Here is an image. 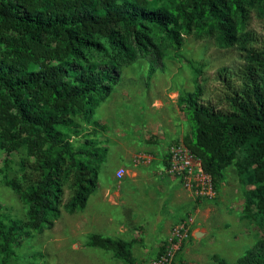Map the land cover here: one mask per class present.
Returning a JSON list of instances; mask_svg holds the SVG:
<instances>
[{
    "label": "trees",
    "instance_id": "1",
    "mask_svg": "<svg viewBox=\"0 0 264 264\" xmlns=\"http://www.w3.org/2000/svg\"><path fill=\"white\" fill-rule=\"evenodd\" d=\"M251 7L264 13V0H177L174 8L158 0H0V145L24 146L33 159L19 162V181L3 180L26 204L28 230L0 213V264H9L24 238L58 217L59 207L68 214L82 210L96 190L106 148L92 139L73 146L63 131L71 117L89 119L111 94L119 70L136 60L146 59L151 75L167 46L180 47L182 33L243 52L245 63L235 78L223 76L212 100L202 99L195 78L193 91L178 102L192 126L184 145L214 188L235 147L251 141L252 156L239 171L254 165L249 177L256 188L249 194L264 214V48L252 47L245 31ZM88 245L135 264L122 240L95 234ZM235 264H264V233Z\"/></svg>",
    "mask_w": 264,
    "mask_h": 264
},
{
    "label": "rangeland",
    "instance_id": "2",
    "mask_svg": "<svg viewBox=\"0 0 264 264\" xmlns=\"http://www.w3.org/2000/svg\"><path fill=\"white\" fill-rule=\"evenodd\" d=\"M158 2L174 8L177 0ZM245 31L254 38L252 47L264 48V13L259 7L249 8ZM181 37L179 48L164 49L151 75L150 63L136 60L119 70L111 94L89 119L71 117L73 123L63 131L73 146L92 139L106 148L97 188L84 209L68 214L59 207L58 217L44 224L41 233L32 232L13 249L9 264H126L111 251L90 247L89 238L95 234L126 242L135 264H152L172 229L188 219L193 220L189 235L174 253L172 264H215L214 256L235 264L262 238L264 214L249 194L256 188L249 177L254 165L239 171L252 156L251 141L235 147L234 158L220 172L210 200L196 199L178 178L166 173L169 147L184 145L192 135L178 98L193 91L197 78L202 99L212 100L223 76L235 78L245 63L238 45L219 48L213 38L193 33ZM6 148L0 145V213L20 220L28 230L27 206L3 180L19 181V162L33 159L27 157L24 146ZM119 167L125 170L120 181L114 177ZM68 193L65 189L64 199Z\"/></svg>",
    "mask_w": 264,
    "mask_h": 264
},
{
    "label": "built area",
    "instance_id": "3",
    "mask_svg": "<svg viewBox=\"0 0 264 264\" xmlns=\"http://www.w3.org/2000/svg\"><path fill=\"white\" fill-rule=\"evenodd\" d=\"M166 173L171 177L180 180L183 188L196 199H212L215 189L211 176L204 172L202 163L193 153L181 143L173 144L166 154ZM124 168L116 170L114 177L120 181L124 178ZM193 220L188 219L177 224L171 232V237L166 244L164 251L152 264H172L174 253L181 247V244L189 235V227Z\"/></svg>",
    "mask_w": 264,
    "mask_h": 264
},
{
    "label": "crops",
    "instance_id": "4",
    "mask_svg": "<svg viewBox=\"0 0 264 264\" xmlns=\"http://www.w3.org/2000/svg\"><path fill=\"white\" fill-rule=\"evenodd\" d=\"M166 158V157H165ZM165 167H166V161H165ZM119 168H122V167H119ZM119 168H117V169H119ZM116 169V170H117ZM116 170L114 171V174H115V172H116ZM99 175V174H98ZM97 188V187H96Z\"/></svg>",
    "mask_w": 264,
    "mask_h": 264
}]
</instances>
